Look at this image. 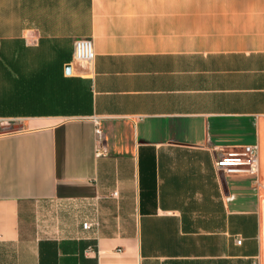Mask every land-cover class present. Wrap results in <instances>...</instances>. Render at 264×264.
Masks as SVG:
<instances>
[{"label":"crops","instance_id":"crops-1","mask_svg":"<svg viewBox=\"0 0 264 264\" xmlns=\"http://www.w3.org/2000/svg\"><path fill=\"white\" fill-rule=\"evenodd\" d=\"M8 122L0 264H264V0H0Z\"/></svg>","mask_w":264,"mask_h":264},{"label":"built area","instance_id":"built-area-1","mask_svg":"<svg viewBox=\"0 0 264 264\" xmlns=\"http://www.w3.org/2000/svg\"><path fill=\"white\" fill-rule=\"evenodd\" d=\"M94 58L92 41L88 38H79L74 40L72 60L76 63H84L90 65ZM95 133L97 136L100 130L97 127ZM104 152L102 147L96 149V155ZM215 166L219 170L227 174H256L258 169V147L256 144H249L240 147L237 150L223 151L215 159ZM91 222H82L83 228H89ZM236 243H240V237L236 238ZM253 264H258L257 260H253Z\"/></svg>","mask_w":264,"mask_h":264},{"label":"rangeland","instance_id":"rangeland-1","mask_svg":"<svg viewBox=\"0 0 264 264\" xmlns=\"http://www.w3.org/2000/svg\"><path fill=\"white\" fill-rule=\"evenodd\" d=\"M2 124H9V126H10V127L8 128L9 131L17 128V126L15 125L14 122H8V123H2ZM3 131H5V130L2 129V132H3Z\"/></svg>","mask_w":264,"mask_h":264},{"label":"water","instance_id":"water-1","mask_svg":"<svg viewBox=\"0 0 264 264\" xmlns=\"http://www.w3.org/2000/svg\"><path fill=\"white\" fill-rule=\"evenodd\" d=\"M66 70L68 71V67L66 68ZM10 126H9V124H2L1 126H0V129H3V130H5V131H8V128H9Z\"/></svg>","mask_w":264,"mask_h":264}]
</instances>
